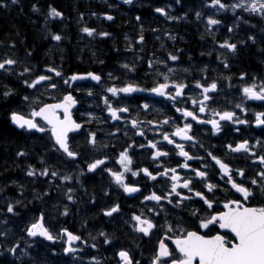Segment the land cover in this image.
<instances>
[{
    "label": "snow or ice",
    "instance_id": "obj_1",
    "mask_svg": "<svg viewBox=\"0 0 264 264\" xmlns=\"http://www.w3.org/2000/svg\"><path fill=\"white\" fill-rule=\"evenodd\" d=\"M17 2L0 0V9ZM122 3L132 5L134 0ZM173 3L183 8L185 0L152 11L166 21L186 20L187 11L172 14ZM31 10L43 15L46 37L57 48L46 53L47 62L41 66L31 62L30 49L21 58L14 52L16 41L7 42L8 50L0 54V104L6 106L0 141L20 130L41 142L43 152L21 171L47 186L40 192L33 188L32 198L25 202L24 183L11 179L0 185V257H11L5 264H59L55 258L61 255L70 258L64 264H108L98 255L102 246L113 249L114 264H264V72L231 71L240 46H255L264 66V26L257 34L252 22L258 18L264 25V0H200L192 10L203 29L200 38L212 41L200 55L215 53V68L192 63L190 55L187 66L181 65L183 50H168L160 35L155 37L159 48L141 55L146 29L142 16L136 15L135 37H123L124 51L133 55L119 63L120 75L66 73L63 56L57 64L51 53H62L59 45L67 37L49 27L63 20L64 13L52 4L42 12L33 3ZM221 13H232L233 22L226 25L227 35L218 39L217 28L227 19L220 18ZM99 15L115 20L109 12ZM83 21L81 12L77 23L83 36H112ZM241 24L253 31L233 40L231 34ZM162 36L177 39L170 30H163ZM113 51H119L115 45ZM92 56L93 63L104 64L94 51ZM138 65H146L142 76ZM87 98L95 103L77 117V106ZM255 129H260L259 135H253ZM29 155L27 145L15 152L17 158ZM97 175L105 181L100 190L106 203L96 216L116 222L117 228L89 227L87 216L76 230L53 223L58 217L67 219L80 202L96 207L97 195L86 185ZM10 186H15L17 196L2 195ZM53 193L66 201L57 199L54 216L34 205L45 204ZM80 194L87 199H78ZM113 196L116 199H110ZM122 200L135 203L125 210ZM16 220L18 231L9 226ZM118 231L128 244L120 241ZM43 242H48L45 254L34 252Z\"/></svg>",
    "mask_w": 264,
    "mask_h": 264
},
{
    "label": "trees",
    "instance_id": "obj_2",
    "mask_svg": "<svg viewBox=\"0 0 264 264\" xmlns=\"http://www.w3.org/2000/svg\"><path fill=\"white\" fill-rule=\"evenodd\" d=\"M101 1L102 0H18V2L15 5H11L9 8L0 9V42H3L2 44H0V54H3L4 51L8 50L6 48L7 42L10 39H13L16 41V48L14 49V52L17 56L23 58L25 55V50L30 49L33 52V55L30 58L32 63L34 64L39 63L42 66L44 62H47L48 57L46 56V53H49V50H50L49 46H52L51 42L53 41H51L50 38L45 37V33H44L45 30L42 27V24L44 23L43 15L39 13H33L31 10V5L33 3H36L40 6L42 12H46L47 5L52 4L53 6L57 7L59 10H61L64 13V19L54 20L50 22L49 27L51 31L62 32L67 37L59 45V48L63 49L62 53L59 51H54L53 53H51L53 56V59H55L57 64H60L61 63L60 56L62 55L64 70L66 71V73H69V74L71 72L86 71L87 69L94 70L95 68L93 67L94 65L93 61L90 60L89 57H87L89 60L83 59L82 57L87 56V53H88V56L89 55L92 56V52L94 51L96 53V58L99 59L101 55L103 54L104 50H102L101 48L100 49L95 48V49H91L90 50L91 52H90L88 51L89 49L81 51L80 47H73L75 45V41L78 44V39L81 36H83L81 33H79L80 24L77 23L79 14L81 12L84 13L83 22H86L88 26H91V25H133L136 27L137 25L138 27V24H136L134 17L136 15H141L144 20V16L146 15L145 13H147L148 9H150L151 2L159 3L161 0H134L133 4L135 5L133 4L124 5L122 1L114 0V2L117 4V7L119 6L118 7L119 9L126 8L127 10V15L123 19L120 18L118 13H114L113 14V16L115 17L114 21H106L105 19H103V17L100 19L101 17L100 15H97L96 17H92L89 15L91 12L102 13V12L109 11V13H111V10H109L108 8L106 9V7H104L105 4H102ZM195 1L199 2V0H185V3L186 5L195 7L196 5ZM140 2H142V4ZM134 6L135 8L133 9ZM173 6H175L174 3H173ZM151 7H153V5H151ZM135 9L137 11L139 10L140 14L138 12L136 14L133 13L136 11ZM98 17L99 19H97ZM253 22H260V21L258 19H255L253 20ZM260 25L262 24L260 23ZM15 33H19V37H16ZM182 33L183 35L185 34L184 37L186 40L183 42L184 39H182L180 43H181V47L183 50L187 48V50L184 52H186L187 54L186 56L188 58L189 53L192 55L193 54L195 55L196 48L191 46L190 43L200 42L199 39H197L200 37V34L196 31L187 30V29L182 30ZM186 35H188V37H186ZM53 43L56 44V42H53ZM101 43H103V41L100 42V44ZM56 48L57 47H51V49H56ZM78 48H80V50ZM78 50L80 51V53ZM86 51L87 53H85L84 55V52ZM244 53H246L245 54L246 56L243 55ZM76 56L81 57L82 59H76L75 58ZM249 56L251 55L250 53H247V52H243L240 54V59L242 60V63H243L242 69H248L247 67H250L254 64L252 63V58ZM4 107L6 106L0 104V124H2L4 120V116H3ZM17 133H19L18 135H20L21 133L20 130H18ZM17 133H11L10 134L11 138L6 142L0 141V151L2 149L3 151H5L4 149L7 150V152L5 151V153L0 155V178L1 179L5 178V180H7L9 179L7 178V176L9 175L11 176L13 174L15 175L16 173L15 170L17 171V167H16L17 164H20V167H23L24 165L22 163L24 158L16 159L15 157V152L19 149V147L24 146V142L22 141L21 143V141L16 138L18 136V135L15 136ZM94 188L95 187L93 186V189ZM9 191H11V189H9ZM55 259L59 262V264H64L63 262H61L62 259H60V261L58 260V258H55ZM6 261L10 262L11 257H7V255L6 257H2V258L0 257V264H5Z\"/></svg>",
    "mask_w": 264,
    "mask_h": 264
},
{
    "label": "bare ground",
    "instance_id": "obj_3",
    "mask_svg": "<svg viewBox=\"0 0 264 264\" xmlns=\"http://www.w3.org/2000/svg\"><path fill=\"white\" fill-rule=\"evenodd\" d=\"M173 0H171V2H172ZM102 2V4H105V6L104 7H106V9L108 8L109 10H111V14L113 15L114 13H118L119 14V16H120V18H125V16L127 15V10H126V8L125 9H119L118 7H117V4L114 2V0H102L101 1ZM119 2V1H118ZM196 2V1H195ZM194 2V3H195ZM141 4H142V2H140ZM166 3V1L165 0H161L159 3H152L151 2V5H153V7H155V6H161L162 4H165ZM108 4H112L113 5V7L112 8H109L108 7ZM144 4V3H143ZM119 5V4H118ZM133 5H135V4H133ZM140 5V4H139ZM145 5V4H144ZM151 5H150V9H148V12L147 13H145V14H148L147 16H144V19H146V17H149V18H153V19H151L150 21L148 20V22L147 23H145L144 21L145 20H143V23H144V27H145V29H146V31H145V37H146V43H145V45L143 46L144 47V49L145 50H149L150 48H151V46L153 45V39H152V37H154V35H155V33H152L151 31H150V29L152 28V27H159V29H161V31H163V30H170V31H172V32H175V28L178 26V25H200V22H197L196 20H195V18H194V15H193V9L196 7H194V6H190V5H186V3L184 4V7L183 8H181V6H179V5H175V6H173V8H172V14L173 13H175V14H173V15H179L180 14V12L181 11H187L188 12V18L186 19V20H183V21H181V22H170V21H166L163 17H160L159 16V14H156V13H154L153 11H152V8L153 7H151ZM137 7V6H136ZM143 7V6H142ZM135 8V6L133 7V9ZM140 8V7H139ZM136 10V9H135ZM107 12H109V11H107ZM139 13V10L137 11H135V12H133V13ZM96 13H98V12H96ZM140 14V13H139ZM229 14V13H228ZM98 15H99V13H98ZM222 17V16H221ZM224 17V16H223ZM102 18V16L100 17V19ZM97 19H99V17L97 18ZM258 19V18H257ZM229 22L228 23H231V21H232V19L229 17L228 19H227ZM107 21V20H106ZM191 22H192V24H191ZM253 22V21H252ZM174 23V24H173ZM228 23H226L225 25H227ZM253 23H255L256 25H260V22H253ZM152 27H151V26ZM241 25H243V24H241ZM96 27H94V28H97L98 30H101V29H104V28H102V27H104V25H95ZM118 27L120 26V25H117ZM106 28L107 29H109V31L108 32H110V33H112V36L111 37H107V38H123L124 37V35L122 34H118L119 32L117 31V28H116V26L115 25H113V26H111V25H107L106 26ZM137 29H138V27H135V26H133V25H126L125 26V28H123L122 30L123 31H125L130 37H135V35H136V31H137ZM44 33H45V37H46V32L44 31ZM62 33V32H61ZM83 35V34H82ZM45 39V38H44ZM90 41V40H89ZM88 43H91V42H88V40L87 39H85V36H83V38L81 39V37L78 39V44H77V42L75 41V45L73 46V47H80L81 49H83V50H87V49H89L88 51H90L91 49H102V50H106V54H108V53H111L112 51L110 50V48L108 47L107 48V46H108V43L106 44V46H104V45H101V46H99V44H88ZM105 43V42H104ZM51 44H52V46H49L50 47V49H51V47H57V45L55 44V43H53V42H51ZM80 48H78L79 50H80ZM125 48V47H124ZM72 49V48H71ZM78 50V51H79ZM73 51V50H72ZM74 52V51H73ZM91 52V51H90ZM79 53H80V51H79ZM85 53H87V51L86 52H84V55H85ZM113 53V52H112ZM116 54L117 53H121L122 55H123V60H124V58H125V56L127 55L126 54V52L125 51H123V50H119L118 52H115ZM78 54V53H77ZM103 55V54H102ZM101 55V57L99 58L100 60H104V62H106V61H110V58H104L103 56ZM131 56L133 55V54H130ZM141 55H143V53H141ZM98 56V55H97ZM87 57H89V58H91V60L93 61V57L91 56V55H89L88 56V53H87V56H85V57H82L83 59H88ZM76 59H77V56L75 57ZM81 58V59H82ZM93 58V59H92ZM128 59H130V58H128ZM89 60V59H88ZM125 60H127V59H125ZM117 62V61H116ZM181 63V62H180ZM182 64V63H181ZM183 65V64H182ZM93 67L95 68L94 70H92V71H97V72H99L100 70H102V69H108V67H105V66H103V65H101L100 66V64L99 63H94V65H93ZM222 67V66H221ZM116 69H118V67H116ZM222 69V68H221ZM89 70H91V69H87L86 71H89ZM66 72V71H65ZM77 72H83V71H77ZM72 73V72H71ZM69 74V73H68ZM79 106V105H78ZM77 106V107H78ZM85 110V108L84 109H82L81 111H84ZM98 114H99V112H98ZM18 131V130H17ZM17 133V132H16ZM18 134H16L15 136H17ZM25 135H24V133H20V135H18L16 138L17 139H19L20 141H21V143H22V141L24 142V145H27V147H28V149H29V151H30V155L28 156V157H25L24 158V160H23V167L25 166V164H26V162H36L35 161V156L37 155V153H42L43 152V147H42V143L41 142H38L34 137H30V136H28L27 135V138L25 139V137H24ZM14 137V136H13ZM16 141V140H15ZM19 143V142H18ZM21 145V144H20ZM16 147V146H15ZM14 148V147H13ZM12 150V149H11ZM16 159H19V158H17L16 157ZM14 160V159H13ZM19 161V162H20ZM13 162V161H12ZM20 165V164H19ZM22 166V165H21ZM23 167H17V171L15 170V176H14V178H13V175H9V176H7V178H9V179H7V180H5V178H0V185H3V184H6V183H8V181L9 180H11V179H17L18 177H20L21 175H22V172L23 171H21V169L23 168ZM8 170V169H7ZM12 171H13V169H12ZM7 173V172H6ZM5 173V174H6ZM100 180H97V182H99ZM20 182L21 183H24L25 185H26V189H25V192H24V198H25V202L28 200V199H31L32 198V194H31V192H29V189L30 188H35L36 190H37V192H40V191H43L44 190V188L47 186V185H41L40 183H39V180L38 181H36V182H34V183H32L31 184V186H29V184H26L25 183V181L23 180V178L21 179L20 178ZM28 187V188H27ZM9 189H11V191H9ZM89 193L91 194V192L89 191ZM2 195H4V196H6V197H14V196H17L18 194L16 193V190H15V186H11V187H9L8 189H6V191L2 194ZM60 199L62 202H64V203H66V201H63L62 200V197H59V194L58 193H53L52 194V197H51V199H49L45 204H44V206H45V210L46 211H48L49 212V210L51 209V206L53 205V204H56V202H57V199ZM78 199H84V200H86L87 199V197H82V194H80L79 196H78ZM35 203H37V202H35ZM99 203V204H98ZM97 204H96V207L95 208H92L91 206H89V205H86L85 203H83V202H80V203H78L77 205H73L72 206V215H70L67 219H65V218H63V217H58L57 218V220H54L53 221V223H56L58 226H68L71 230H76L77 228H78V226L76 225V223L78 224L79 223V220L81 219V216H80V214H81V212L83 213V209L84 208H86V209H88V211H87V213H88V215L90 216V217H94V218H96V221H95V223L93 224V225H95V226H99V223H103L104 222V220H102V216L100 217V216H96V212L98 211V209L101 207V206H103L104 204L103 203H101V202H98ZM37 206V205H36ZM31 207V206H30ZM77 209H79V214H77ZM92 210H94V211H92ZM51 211V210H50ZM52 213V212H51ZM28 214H30V213H28ZM56 213H55V211L52 213V214H50V215H52V216H54ZM19 224H20V221L19 220H16V221H14L13 222V224H10V225H17V226H19ZM109 225L110 227H107L106 225ZM89 225H91V224H89ZM117 224H116V222H112V223H109L108 221L107 222H105L104 223V225H103V227H106L107 228V230L108 231H112L111 229H112V227H115ZM118 236H120V235H118ZM120 240H122V237L120 236ZM46 244L48 243V242H45ZM41 250H43V251H46L45 249H44V242L38 247V248H36V249H33V251L34 252H39L40 254H41ZM89 252H91L92 250L91 249H89L88 250ZM44 254H45V252H44ZM3 257H6V255L5 256H3ZM8 257V256H7ZM2 258V257H1ZM58 258V260L60 261V257H57ZM65 260H68V258H65ZM108 260V264H114L113 262V260L112 259H107ZM62 262V261H61ZM63 263H64V261H63Z\"/></svg>",
    "mask_w": 264,
    "mask_h": 264
},
{
    "label": "flooded vegetation",
    "instance_id": "obj_4",
    "mask_svg": "<svg viewBox=\"0 0 264 264\" xmlns=\"http://www.w3.org/2000/svg\"><path fill=\"white\" fill-rule=\"evenodd\" d=\"M199 2H200V0H199ZM221 16L222 17L223 16L224 17L226 16L227 19H228L229 17L230 18L232 17V13H229V14L228 13H221V14H219V17L222 18ZM227 19H224L223 23L217 28V38L218 39H223L227 35V29H226V25H225L226 23L229 22ZM232 22L233 21H231V23ZM237 23H239V22H237ZM106 26L107 25H104V27H102L104 29H101V30L109 31V29H107ZM111 26H113V25H111ZM115 26L117 28V31L119 32L118 34L125 35L126 32L123 31L122 29L125 28L126 25H120L119 27L117 25H115ZM262 26H264V25H256V28H255L254 31L257 34H259L260 28ZM90 27H96V26L95 25H91ZM136 27H137V25H136ZM138 27H139V25H138ZM152 28H159V27H152ZM175 29H176L175 30V33L177 34V39L175 41H169L166 38H164L162 36V31L160 33H155L154 37H152V39H153V45L151 46V48L149 50H145L144 52H142L143 55L145 57H147V52L148 51H155L156 49L159 48L160 41H158L155 38L157 35H160L161 36V39H163L165 41V44H166L168 50H173L174 48H177V47L182 49L180 41H182V39H184L183 42L186 40L185 37H184L185 34L183 35L182 30H184V29L192 30V31L198 32L199 34L203 30L202 27H200V25H178ZM250 31H253V30L250 29L249 26L241 25L240 26V29L237 32L232 33L231 35H232L233 40H238V39L244 38ZM181 37H182V39H181ZM186 37H188V35H186ZM85 39H87L88 42H91V43H88V44H93V43L96 44L97 43V44H99V46H101V45L106 46V44L108 43L107 48L109 47L110 50L113 53L111 52V53L106 54L108 52V51L106 52V50L103 52V55L102 56L104 58H106V59L107 58H110V61H106L103 64V66L108 67V69H102V70H100V71H103L104 73H107L108 71H114V74L120 75V72L119 71H116V67L119 66V63L121 61H124L125 59H128V58H131L132 57L130 55V54H132L131 52H126L127 55L125 56V58L123 60V55L121 53H117L116 54L115 51H113V46L114 45L116 46V48L118 50H123L124 51L125 41H124L123 38H107V37H105V39L104 38L101 39L100 37H96L95 39H92V38H89V37L85 36ZM198 39L200 41V42H197L198 44H201V45H205L206 46V49L203 52L208 51V49L212 47V41H211L210 38H205L204 40H202L199 37ZM102 41H103V43L100 44V42H102ZM173 45H174V47H173ZM186 50H187V48H185V50H183V54L180 57V62L184 66H187V64L189 63V60H188V58L186 56L187 54H186V52H184ZM243 52H247V53H250V54L252 53L257 58L255 60V63L256 64H253L252 66L247 67L248 69H242L243 68L242 67L243 66V63H242V60L240 59V54L243 53ZM245 54L246 53H244L243 55H245ZM157 55L158 56H162V55H164V53L163 52H157ZM189 55L192 57V61H191L192 63L198 64V65H201V66L204 63H210L211 64V68H215L216 67V63L217 62L215 60V53H213V55L210 56V57L209 56H201L200 55L201 56V61L196 60V57L194 56V54L192 55V54L189 53L188 54V57H189ZM90 60H91V58H90ZM100 66H101V64H100ZM145 66L146 65H138V68H139V71L137 73L138 75H141V76L143 75ZM221 66H220V68H222ZM231 71L234 72V73H236L237 75L239 74L240 71H247V72L252 73V74H255V73H258V72H264V66H261L259 64V54L257 52V48L255 46H253V47L240 46V49H239L238 53L234 57H232V69H231ZM212 74H213V72L210 69L209 75H212ZM78 95H81L82 96L83 95V92H81ZM137 95H140V94H137ZM90 103H93V104L95 103V101L93 100V98H87L81 104H79V106L77 107L78 108V111L76 112V116L79 117L81 110L84 109V108L87 109ZM259 134H260V129H255L254 132H253V135H259ZM24 135H25L24 137L26 139L27 138V134H24ZM37 135H39V134H37ZM220 139L223 140L224 138L221 137ZM213 142L214 143H219V141H216V140H213ZM139 159L140 158L137 157V160L138 161H139ZM97 180H100V181L97 182ZM102 183H105V181H103L101 179V177L99 175H97L94 179L90 180L87 183L86 186H87L88 190L91 193L93 191H95V193L97 195V198H98L97 199V203L98 202H101V203L105 204L106 203V198H103V194H102V192L100 190ZM93 186L95 187L94 189H93ZM110 199H116V197L113 196ZM109 202H110V200H109ZM121 202L122 203H125L123 200ZM132 203H135V201L128 200L125 203V210H127V204H132ZM103 219H106V218H103ZM106 226L107 227H110L108 224ZM116 228H117V225L115 227H112L111 230H115ZM117 234L118 235L121 234L120 236L123 239V240H120L121 242H123L124 244H128L129 243L128 238L125 235H123L121 231H118ZM109 250L111 252V257H112V251H113V249H109ZM145 255H147V254L145 253Z\"/></svg>",
    "mask_w": 264,
    "mask_h": 264
},
{
    "label": "rangeland",
    "instance_id": "obj_5",
    "mask_svg": "<svg viewBox=\"0 0 264 264\" xmlns=\"http://www.w3.org/2000/svg\"><path fill=\"white\" fill-rule=\"evenodd\" d=\"M198 4H199V2L197 1L196 2V5L195 6H198ZM173 14H175V13H173ZM148 14H146L145 16H147ZM151 19H153V18H149V17H146V19H144L145 21V23H147L148 22V20L150 21ZM198 39V38H197ZM196 39V40H197ZM198 41V40H197ZM198 43H196V42H191L190 43V45L191 46H193V47H195L196 49V53H195V57H196V60H198V61H201V56H200V53L201 52H203V51H205V49H206V46L205 45H201V44H198ZM197 45V46H196ZM188 53V52H187ZM251 56H249V57H251L252 58V63H254V64H256L255 62H253V61H255L257 58H256V56L254 55V54H250ZM250 64V63H249ZM6 152H7V150L6 149H4ZM5 151H3V149L0 151V155L1 154H3V153H5ZM13 176H15V175H13ZM14 178V177H13ZM20 178L22 179L23 178V180L25 181V183L26 184H29V186H31V184L32 183H34V182H36V181H38L39 180V183L41 184V185H46L42 180H40V179H37L36 181H32L30 178H27V177H25V175H24V173L22 172V175L20 176V177H18L16 180L17 181H19L20 182ZM32 189L33 188H30L29 189V192H31L32 193ZM32 195H33V193H32ZM34 205H37V206H39V207H43V208H45V206H44V204L43 205H38V203H35L34 202ZM54 205V204H53ZM52 205V206H53ZM51 206V211L49 210V213L50 214H52L53 212H54V210H53V207ZM87 211H88V209H86V208H84L83 209V213L81 212V214H80V216H81V218L83 217V216H87L88 218H89V224H91V225H89V227H92L93 226V224L95 223V221H96V218H94V217H90L89 215H88V213H87ZM52 212V213H51ZM29 216L31 215V213L30 214H28ZM101 217V216H100ZM102 220H104V222L103 223H99V226H96V227H101V226H103L104 225V223L105 222H107L108 220H106V219H103L102 218ZM76 225L77 226H79V223L77 224L76 223ZM10 227H13L14 225H9ZM16 226V231H18L19 230V228H18V226L17 225H15ZM44 245H46V243L44 242ZM108 246H102L101 248H100V250H99V254L98 255H100V256H102V257H104V258H106V259H111V253H110V250L108 249V251H105L104 249L105 248H107ZM34 249H36V248H34ZM44 252L45 251H43V250H41V255H44ZM147 254V253H146ZM60 258L62 259V262L63 261H65V258L66 257H63L62 255L60 256ZM70 258H68V260H69Z\"/></svg>",
    "mask_w": 264,
    "mask_h": 264
}]
</instances>
